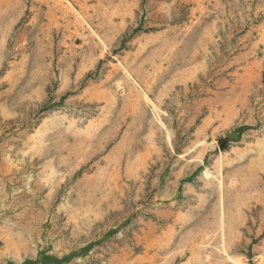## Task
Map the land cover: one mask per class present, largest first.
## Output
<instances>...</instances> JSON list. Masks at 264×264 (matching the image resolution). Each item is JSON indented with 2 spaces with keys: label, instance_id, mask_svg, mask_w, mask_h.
I'll use <instances>...</instances> for the list:
<instances>
[{
  "label": "rangeland",
  "instance_id": "1",
  "mask_svg": "<svg viewBox=\"0 0 264 264\" xmlns=\"http://www.w3.org/2000/svg\"><path fill=\"white\" fill-rule=\"evenodd\" d=\"M263 261L264 0H0V264Z\"/></svg>",
  "mask_w": 264,
  "mask_h": 264
},
{
  "label": "bare ground",
  "instance_id": "2",
  "mask_svg": "<svg viewBox=\"0 0 264 264\" xmlns=\"http://www.w3.org/2000/svg\"><path fill=\"white\" fill-rule=\"evenodd\" d=\"M55 2H58V3H61V0H54ZM76 33V32H75ZM114 66V64H113ZM120 67V66H119ZM119 69V68H118ZM122 72L124 73V75H126L127 77H129V74L128 72L122 68L121 69ZM126 78V77H125ZM134 83V82H133ZM136 85V84H135ZM137 86V85H136ZM117 87V86H116ZM119 87V86H118ZM138 87V86H137ZM138 89V88H137ZM145 97V96H144ZM146 98V97H145ZM153 107V106H152ZM157 109V108H156ZM158 110V109H157ZM158 112V111H157ZM219 158V157H218ZM220 159V158H219ZM221 161V160H220ZM211 174H209L208 170H205L204 171V176L206 177H209ZM211 177L213 179H215L217 181V188H218V191H219V194L221 195L222 192H223V178H222V175L220 173L219 170H217V172L215 173L214 177L211 175ZM222 219H223V211H222V208L220 209V237H219V240H220V245H221V250L223 251V253H225V256L228 257V253L226 252V248H225V245H226V234H225V231H224V227H223V222H222ZM54 243V242H53ZM39 249V248H38ZM51 249V247H50ZM48 251V250H47ZM60 253V252H59ZM56 255V254H55ZM206 258V257H205ZM230 260V259H229ZM232 260V259H231ZM264 263V261H263ZM206 264V263H204ZM236 264H238L236 262Z\"/></svg>",
  "mask_w": 264,
  "mask_h": 264
}]
</instances>
